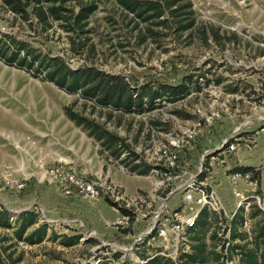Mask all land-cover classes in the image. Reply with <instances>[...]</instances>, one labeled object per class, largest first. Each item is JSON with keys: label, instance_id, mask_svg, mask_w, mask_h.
Here are the masks:
<instances>
[{"label": "rangeland", "instance_id": "1", "mask_svg": "<svg viewBox=\"0 0 264 264\" xmlns=\"http://www.w3.org/2000/svg\"><path fill=\"white\" fill-rule=\"evenodd\" d=\"M191 1L197 23L188 31L178 32L173 21L157 26L136 19L118 0H69L67 7L76 12L79 5L97 4L85 28L88 32L75 36L72 43V34L57 24L48 33L40 29L35 33L16 23L13 13L2 9L0 0L1 33L60 55L72 68L88 64L108 73H121L133 87L176 85L190 74H194L193 80L199 79L181 100L171 103L158 99L154 109L124 112L95 106L80 93H69L35 77L28 69L0 59V172L48 187L33 200H26V196L37 193L29 184L22 190L0 185V209H8L12 219L24 210H35L38 224L49 226L48 235L36 244L16 239L13 228L0 227V264H137L153 249L167 254L159 255L166 258L163 264H181V251L177 253L168 241L157 238L153 246L139 244V235L149 226V216L162 204L168 202L172 208L180 205L182 192L175 191L176 187L197 170L206 151L219 148L230 135L239 138L238 149L220 150L213 165L210 159L205 163L212 170L209 175L225 211L231 214L237 209L236 189L259 196L264 204V134L258 133L264 127V0ZM68 106L117 135L118 145L106 147L67 115ZM194 127L198 130L196 138L180 152L179 177L131 171L141 161L153 166L162 143ZM58 162L78 170L80 165L88 166L108 183L106 173L111 168L114 180L129 193L144 188L138 193L145 201L133 205V229L107 224L122 213L105 198L66 196L60 183L46 173L49 165ZM20 163L27 166L24 172L15 171ZM238 167H251L258 180L254 191L247 183H233L229 178L230 171ZM125 194L130 199L137 192ZM248 202L243 212L247 226L238 223V231L247 235L246 240L249 231L254 233L256 221L264 217L257 198L251 197ZM257 208L261 212L253 217ZM211 214L205 239L210 248L220 250L224 226L216 221L217 214ZM57 217L66 220L55 224L51 219ZM213 231L217 236L211 239ZM74 235L79 236L77 243L67 245Z\"/></svg>", "mask_w": 264, "mask_h": 264}, {"label": "trees", "instance_id": "2", "mask_svg": "<svg viewBox=\"0 0 264 264\" xmlns=\"http://www.w3.org/2000/svg\"><path fill=\"white\" fill-rule=\"evenodd\" d=\"M1 1L2 9L11 11L16 23L32 28L35 33L37 29L48 33L57 24L68 34H72L69 37L72 43H74L75 36L88 32V29H85L88 26V19L97 9L95 2L79 5L80 9L76 12L67 7L66 3L69 0ZM118 2L129 14L134 15L136 19L142 22H151L159 26L173 21L176 23L178 32L188 31L197 23L191 0H118ZM0 59L6 64L28 69L35 77L51 81L69 93H80L82 98L92 100L95 106L124 112H143L154 109L159 104L157 103L158 99L160 102L165 100L174 103L190 94L193 84H199V79L193 80L194 74H190L176 85L162 83L158 88H154L150 84L133 87L132 83L121 73H108L88 64L76 69L72 68L64 57L43 52L33 47L28 41L18 39L13 34L1 32ZM203 76L201 75V77ZM145 104L147 105L146 109ZM65 109L70 118L90 130V133L101 140L109 149L117 146L120 142L117 135L98 126L93 119L81 115L70 106ZM238 168L249 170L251 167ZM131 171H137L140 175H147L151 173L152 167L141 161L134 164ZM106 200L111 205L118 207L117 203L108 198ZM244 210L242 207L239 208L231 221V241L228 256L231 258L236 250L240 249L239 264H264V217L256 221L253 240L248 241L246 240L247 235L238 231V223L243 224L246 221ZM120 211L123 214H129L131 216L130 222L133 224L135 214L125 208H120ZM260 212V209L257 208L252 216L255 217ZM212 215L208 210H204L200 214L197 225L190 236L191 252L181 255V264H205L210 261H213V264H223L221 252L216 248H210L205 239L206 230L212 223L210 221ZM217 220L218 217L216 216ZM13 221H15V225H13ZM38 221L39 215L35 210H24L16 219H12V214L8 209L5 207L0 209V227L13 228L15 238L24 240L29 244L40 243L48 235V224H38ZM35 225L37 226L34 227ZM30 228L33 229L29 231ZM216 236L217 232L213 231L211 239ZM78 237V235H74L67 240L66 244L77 243ZM237 238L241 242H234ZM222 248H225L224 239H222ZM212 255L213 257H211ZM164 259L166 258L155 256L145 264H163Z\"/></svg>", "mask_w": 264, "mask_h": 264}, {"label": "built area", "instance_id": "3", "mask_svg": "<svg viewBox=\"0 0 264 264\" xmlns=\"http://www.w3.org/2000/svg\"><path fill=\"white\" fill-rule=\"evenodd\" d=\"M197 133L198 130L194 127L188 129L184 135L174 137L173 141L162 143L155 152V162L153 166H151V172L164 173L170 179L179 177L177 170L180 168V152L185 144L191 143V141L196 138ZM258 133L264 134V127L258 131ZM238 140L239 138L236 135L228 136L219 147L223 148L221 152L236 151L239 147ZM217 149L214 151H206L199 160L197 170L192 172L179 187H176L175 191L180 189L182 192L179 206L172 208L171 205L166 202L161 205L159 210L153 212V214L149 216L151 220L150 224L140 233L138 238L140 240L138 242L139 244L153 246V242L158 238L163 241H168L177 253L181 251V255L183 253H189L191 252L190 236L192 230L196 227L202 211L208 210L210 213L213 212L217 214L219 220L218 224L224 226L223 233L220 235L225 243V248H222L221 245L219 250L223 255L221 261L223 264H239L240 249H237L231 258L228 256V249L231 241V221L239 208L244 207L245 209L249 207V198H257V203L263 212L264 204L261 203L259 196H255L254 194L250 195L249 193L236 189L235 195L239 197L238 210L233 215H229L225 211L218 193L208 182L209 173L212 172V170L205 165L208 159H210L209 163L211 165L214 164L216 160L215 154L218 153ZM46 170L47 174L55 179L56 182L60 183L62 192L66 196H87L90 199L108 198L117 203L119 211L120 208H125L131 210L134 214H136V212L133 210V205L138 201H145L144 197L138 192L134 197L129 199L125 191L119 189L111 181L108 183L107 179L105 180L102 176L99 177L93 175L91 172L78 170L75 166L64 162L49 165ZM185 172L187 173L188 169ZM228 176L233 183H237L238 181L247 183L248 186H251L249 187L251 191L255 190L258 183V180L254 178V173L251 170L235 168L230 171ZM28 184L29 181L25 178L15 177L14 179L13 175L11 176L0 172V185L10 187L13 190H22L26 188ZM143 216H147V214H143ZM130 217L129 214L122 213L116 224L121 227L131 226ZM247 219L246 217V221L244 222L245 226H247ZM253 236L254 233L249 231L248 241H252ZM234 242H241V240L235 239ZM148 254L149 255L145 259L139 260L140 263L137 264H145L155 256L167 255L165 252L158 251L157 249H153V251H150ZM98 262L99 261L89 264H98Z\"/></svg>", "mask_w": 264, "mask_h": 264}, {"label": "crops", "instance_id": "4", "mask_svg": "<svg viewBox=\"0 0 264 264\" xmlns=\"http://www.w3.org/2000/svg\"><path fill=\"white\" fill-rule=\"evenodd\" d=\"M27 167V166H26ZM26 167H24V165L22 166V163H20V164H18V166L16 167V169H15V171H17V172H20V171H25L26 170ZM80 167H81V170H83V171H88V172H91L90 171V168L88 167V166H83V165H80ZM125 172H127L124 168H122ZM108 173H106V177L107 178H109L110 179V181H112L115 185H118V186H120V187H122L123 188V190L125 191V193H127L128 195H134L136 192H138V190L139 189H144V188H141V187H139L135 192H133V193H129V191H127V189L125 188V186L124 185H122V184H119V183H117L115 180H114V178H113V176H112V171H111V168H109L108 169V171H107ZM92 174H93V172H91ZM128 173V172H127ZM93 175H99V174H97V173H95V174H93ZM208 182L211 184V186L214 188V190L217 192V190H216V187H215V185L212 183V181H211V178H210V175H209V177H208ZM44 184H46V183H38V182H36V180H30V183H29V185L31 186V188L30 189H32V190H35L37 193H35L34 195H28V196H26L25 198H26V200H33V199H31V198H33L34 196H36V197H38V195H41V193H42V191L45 189V190H47L48 189V187H43V185ZM246 184V183H245ZM247 185V184H246ZM248 186V185H247ZM249 187V186H248ZM51 189V188H50ZM219 195V194H218ZM83 197H86V196H83ZM220 197V196H219ZM87 198V197H86ZM221 199V198H220ZM221 202H222V200H221ZM33 204V203H32ZM222 204H223V202H222ZM223 206H224V204H223ZM225 208V207H224ZM238 210V203H237V209L233 212V213H231V214H229V215H233L234 213H236V211ZM116 211H118L117 209H116ZM120 217H121V214H120ZM120 217H117V220L120 218ZM55 224H57V222L58 221H61V220H66V217L65 218H63V217H57V218H52L51 219ZM117 220L115 219L114 221H112V222H109V221H107V224L108 225H112V224H116V222H117ZM54 224V225H55Z\"/></svg>", "mask_w": 264, "mask_h": 264}, {"label": "bare ground", "instance_id": "5", "mask_svg": "<svg viewBox=\"0 0 264 264\" xmlns=\"http://www.w3.org/2000/svg\"><path fill=\"white\" fill-rule=\"evenodd\" d=\"M119 248L123 249V247H121V246ZM123 250L128 251V250H131V249L126 248V249H123Z\"/></svg>", "mask_w": 264, "mask_h": 264}, {"label": "water", "instance_id": "6", "mask_svg": "<svg viewBox=\"0 0 264 264\" xmlns=\"http://www.w3.org/2000/svg\"><path fill=\"white\" fill-rule=\"evenodd\" d=\"M222 149H223L222 147H221V148H218L217 151H220V150H222Z\"/></svg>", "mask_w": 264, "mask_h": 264}]
</instances>
